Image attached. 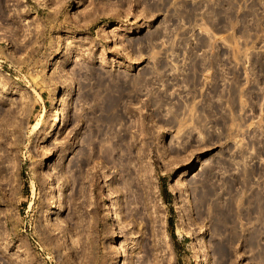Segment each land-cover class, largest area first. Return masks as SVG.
I'll list each match as a JSON object with an SVG mask.
<instances>
[{"label": "rangeland", "instance_id": "rangeland-1", "mask_svg": "<svg viewBox=\"0 0 264 264\" xmlns=\"http://www.w3.org/2000/svg\"><path fill=\"white\" fill-rule=\"evenodd\" d=\"M0 264H264V0H0Z\"/></svg>", "mask_w": 264, "mask_h": 264}, {"label": "bare ground", "instance_id": "bare-ground-1", "mask_svg": "<svg viewBox=\"0 0 264 264\" xmlns=\"http://www.w3.org/2000/svg\"><path fill=\"white\" fill-rule=\"evenodd\" d=\"M60 120V112L58 109L54 108L52 113V120L50 122V126L48 127V132L54 130L58 126Z\"/></svg>", "mask_w": 264, "mask_h": 264}]
</instances>
